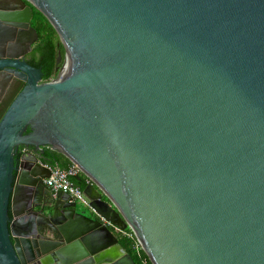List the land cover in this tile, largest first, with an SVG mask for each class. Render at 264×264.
Masks as SVG:
<instances>
[{
	"label": "water",
	"instance_id": "95a60500",
	"mask_svg": "<svg viewBox=\"0 0 264 264\" xmlns=\"http://www.w3.org/2000/svg\"><path fill=\"white\" fill-rule=\"evenodd\" d=\"M32 7L64 48L44 82ZM103 219L151 264H264V0H0V264H135Z\"/></svg>",
	"mask_w": 264,
	"mask_h": 264
},
{
	"label": "trees",
	"instance_id": "16d2710c",
	"mask_svg": "<svg viewBox=\"0 0 264 264\" xmlns=\"http://www.w3.org/2000/svg\"><path fill=\"white\" fill-rule=\"evenodd\" d=\"M32 24L34 25V27L37 30V33L40 34V44L38 46H36V48L40 47V45H44L47 42L52 44V40H55L56 42H59V37L57 35V33L55 32L54 28L52 27V25L49 23V21L45 18V16L39 12L36 8H33V19H32ZM61 49V54L63 56V46L60 43V45L57 47L54 46V51H53V55L52 57H54L57 54V49ZM51 60V58H50ZM55 75V72L51 71V70H47L45 71L44 74V79H48L51 76ZM49 153V157H48V164L52 167H56V168H66L68 167L70 164L69 162H67V160H65L66 158L63 157L62 154L57 153L55 151H48ZM69 161V160H68ZM58 162L59 165H56L54 163ZM71 163V162H70ZM54 164V165H53ZM72 181L74 182V184H76L77 186H79L81 189H83L85 187V185L87 184L86 181L80 176V174L72 177ZM120 239L124 242V244L126 245V248L129 249L130 251L134 252L137 263H142V258L143 257H147L146 254L144 253V251L142 250L141 255H137L136 252L134 251L133 248V244L131 242V240L125 238V237H120ZM148 264H151V262L148 260Z\"/></svg>",
	"mask_w": 264,
	"mask_h": 264
},
{
	"label": "flooded vegetation",
	"instance_id": "af4514ba",
	"mask_svg": "<svg viewBox=\"0 0 264 264\" xmlns=\"http://www.w3.org/2000/svg\"><path fill=\"white\" fill-rule=\"evenodd\" d=\"M33 8L34 7H32V12H33ZM32 19H33V15H32L30 24H31V26L34 27V25L32 24ZM36 32H37V30H36ZM37 36L38 37L31 43V45H30L31 48L24 52V59L30 65L40 68V71H41V82H44V81L51 80V79H53L54 77H56L58 75V73L60 72V70H61V68L63 66L64 53H63V56H62L61 49L58 48L57 49V54L54 57H52L53 51H54V46L58 47L60 45V41L55 43L54 39L52 40V44H51V41H50V43L47 42L46 44L40 45V47L36 48V46H38L40 44L39 42H40V39H41L39 33H37ZM7 46H8V44H6V46H5L6 49H7ZM63 51H64V48H63ZM58 53L61 54V58L60 59H58ZM50 58H51V60H50ZM47 70H51V71L55 72V75L51 76L48 79H44V74H45V71H47ZM28 131H29V129L26 132H28ZM44 149H45L44 157L46 159H48V157H49L48 151H50V150L47 149V148H44ZM31 150H32L31 147H27L26 148L24 146H19L18 147V151H17V153L15 155V158H16L15 164H18V161L22 157H24V159H25L24 155L26 153L30 152ZM45 162H46L47 166L49 167L50 165L47 163L48 160L45 161ZM58 165H59V163H58ZM55 166H56V164H55ZM46 188H48V187L46 186ZM48 190H50V189L48 188ZM137 264H139V263H137Z\"/></svg>",
	"mask_w": 264,
	"mask_h": 264
},
{
	"label": "built area",
	"instance_id": "2783aa9c",
	"mask_svg": "<svg viewBox=\"0 0 264 264\" xmlns=\"http://www.w3.org/2000/svg\"><path fill=\"white\" fill-rule=\"evenodd\" d=\"M64 66L65 62L63 63L61 70L64 68ZM80 172L81 170L72 163L68 166L67 170H63L59 174L50 169L49 175L47 178H45L44 183L52 192L63 191L68 193L71 199L82 200V189L72 181V177L78 175ZM103 221L117 234L131 240L136 254L139 256L141 255V246L137 241L134 232L130 228L127 227L122 229L110 221H105L104 219ZM141 262L142 264H148L147 257H143Z\"/></svg>",
	"mask_w": 264,
	"mask_h": 264
},
{
	"label": "crops",
	"instance_id": "0c3cea01",
	"mask_svg": "<svg viewBox=\"0 0 264 264\" xmlns=\"http://www.w3.org/2000/svg\"><path fill=\"white\" fill-rule=\"evenodd\" d=\"M63 157H65V156H63ZM65 158H66V157H65ZM65 160H67V162H69V164H71L70 161H68L67 158H66ZM79 174H80V176L86 181V183L89 181L88 177H87L84 173L80 172ZM108 227H109L110 230L113 232V234L117 237V239H118V243H120V244L126 249V252L131 256L133 262H134L135 264H137V260H136V257H135L134 252L132 253V251H130L129 249H127V248H126V245L124 244V242L120 239L121 236H120L119 234H117V233H116V232H115L110 226H108Z\"/></svg>",
	"mask_w": 264,
	"mask_h": 264
},
{
	"label": "rangeland",
	"instance_id": "374dc122",
	"mask_svg": "<svg viewBox=\"0 0 264 264\" xmlns=\"http://www.w3.org/2000/svg\"><path fill=\"white\" fill-rule=\"evenodd\" d=\"M77 205L80 207V206H82V208H84V209H86L88 212H90V213H92L91 212V209H89V208H86L85 206H83L82 205V201H80V200H77ZM142 249V248H141ZM135 251V250H134ZM136 252V251H135ZM133 253V252H132ZM140 264H142V263H140Z\"/></svg>",
	"mask_w": 264,
	"mask_h": 264
}]
</instances>
